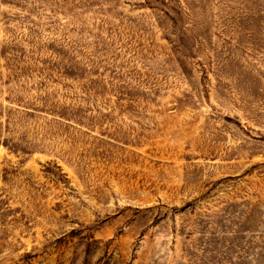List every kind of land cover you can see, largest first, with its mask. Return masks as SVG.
Wrapping results in <instances>:
<instances>
[{
	"label": "rangeland",
	"instance_id": "obj_1",
	"mask_svg": "<svg viewBox=\"0 0 264 264\" xmlns=\"http://www.w3.org/2000/svg\"><path fill=\"white\" fill-rule=\"evenodd\" d=\"M0 264H264V0H0Z\"/></svg>",
	"mask_w": 264,
	"mask_h": 264
}]
</instances>
